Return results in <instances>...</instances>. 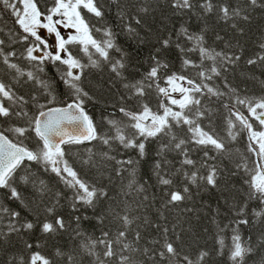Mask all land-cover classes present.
Here are the masks:
<instances>
[{"label": "snow or ice", "instance_id": "obj_1", "mask_svg": "<svg viewBox=\"0 0 264 264\" xmlns=\"http://www.w3.org/2000/svg\"><path fill=\"white\" fill-rule=\"evenodd\" d=\"M106 3L115 9V27L105 22ZM0 6L10 10L20 29L0 38V71L9 75L7 81L0 78V264H84V259L89 264H212L213 255H227L229 264H264V96H242L229 79L242 64L264 70V29L255 51L245 57V41L256 14H264V0H52L47 12L38 0H0ZM85 10L101 26L91 24ZM193 17L200 22L198 31L188 23ZM175 18L183 21L179 28ZM58 25L74 34L65 38ZM40 29L55 34V45ZM121 35L127 48L119 43ZM216 42L222 47H214ZM17 43L25 45L22 52L14 49ZM71 45L87 60L74 55ZM141 51L147 53L148 69L139 79L130 78ZM173 56L180 63L177 71H171ZM49 65L55 75L47 72ZM105 67L108 77L89 85L86 69L103 75ZM59 85L67 99H61ZM101 101L112 109L105 117L107 133L98 130L88 111L89 104ZM217 101L229 113L225 135L216 127L218 109L212 104ZM244 130L254 157L251 167L247 156L230 147ZM92 142L104 148H87L80 156V164L94 170L89 182L67 157L74 146ZM121 149L134 155L121 158ZM33 164L54 174L72 196L54 190ZM114 178L120 182L116 198L109 187ZM157 188L159 193L153 191ZM204 192H211L216 204L210 209L213 223L222 213L231 215L230 224L216 223L212 250L199 246L190 215L196 211L194 197ZM65 199L70 218L59 211ZM253 201L256 208L250 207ZM89 210L91 216L85 214ZM93 218L101 227L99 237L81 227ZM109 225L116 226L115 233ZM256 225L255 238L242 236V227ZM64 233L79 243L54 246L50 255L37 250L42 241Z\"/></svg>", "mask_w": 264, "mask_h": 264}, {"label": "trees", "instance_id": "obj_2", "mask_svg": "<svg viewBox=\"0 0 264 264\" xmlns=\"http://www.w3.org/2000/svg\"><path fill=\"white\" fill-rule=\"evenodd\" d=\"M103 2V0H102ZM38 6L41 8V10L47 12V10L52 6V0H38ZM106 18L105 22L112 25L115 27V9L114 7L108 5L106 3ZM0 12L4 13L3 19H0V27L4 28V32L0 33V38L3 39H8L7 37V32L9 30H12L13 32L20 31L19 25H16L13 23V17L10 15V10L3 9L2 6H0ZM86 19L90 21L91 24H95L98 27L101 26L95 17L92 16V14L87 13L86 10L84 11ZM180 23H183L182 20L179 18H175L173 20V24L176 28H179ZM191 29L193 31H198L199 30V24L200 22L197 20V18L193 17L191 20L188 21ZM219 27H223V25H219ZM261 29H264V14L257 13L256 14V19L253 21L252 25L250 26V31H249V39H246L245 45L247 48V52L245 54V57L248 55H251L256 47V40L258 37L261 35ZM99 37V33L96 34ZM119 43L123 47H128L127 42L125 41V37L121 35L119 37ZM209 43H213L211 40H209ZM214 47H222V45L219 44V42H216L213 44ZM14 49L17 50L18 52H22L24 50L25 45L23 43H17L14 46ZM71 51L73 52L74 55L81 57L83 60H87V57L83 56V53L79 50L78 46L71 45L69 46ZM130 51H134V49H130ZM147 53L145 51H141L137 53L138 58L134 59L132 62V67L129 68V73L130 78L132 76H135L137 79L140 78V75H142L144 72L147 71L148 69V64L146 62V57ZM192 58L195 60L197 59V55L195 53L191 54ZM172 60V68L171 71H177L180 69V63L175 57H170ZM15 62L19 63L22 67H24L26 70L29 68L28 62L23 60V59H16ZM4 68L3 65H0V69ZM103 75L101 74V70L97 69H86V74L88 76V84L89 85H96L98 81H102L103 79H106L109 75V69L107 67L103 68ZM195 70H192V73H194ZM47 72L50 75H55L54 68L52 65H49L47 68ZM0 78L5 79L6 81L9 80V75L6 71H0ZM229 79L231 83L234 86H237L241 92L240 94L242 96H254V97H260L264 96V85L261 84V81H264V70H261L260 68H255L252 69L246 64H242L237 67L234 73L229 74ZM119 87V84L117 83V88ZM64 87L63 85H59V92L61 94V99H67L63 95L64 93ZM225 102L235 104V99L234 98H225ZM151 103L155 107L156 106V96L155 93H153L151 97ZM213 108L218 109L216 111V127L217 131L221 135H225V118L229 115L228 110L223 108L222 103L217 101L212 104ZM236 108L239 109V111L243 112L245 115H249L247 112V108L243 105H238L236 104ZM88 111L89 113L93 116L95 122L99 126V131L102 133H107L108 132V125L105 120V117L109 116L111 113L112 109L110 106H106L103 101H101L98 104H89L88 105ZM116 118H123L121 114L118 112L116 113ZM238 124V122H237ZM6 126V125H5ZM239 126V125H238ZM30 143L34 146L35 141L32 140ZM247 144H248V139H247V131L244 130L240 133L238 136L237 140L234 142H230V147L235 151L236 149H239V152L242 153L244 156L248 157V163L249 166L252 165V160L254 157L252 156L251 153L247 151ZM156 147L155 144L151 145L150 148L154 149ZM87 148H92L94 151H100L104 148L103 145H101L98 142H92L91 144H84L80 146H74L67 157L69 159V163L78 171V173L81 175V177L89 182H91L94 179V170H89L87 167L83 166L80 164V156L86 155V149ZM121 158L127 157V156H132L134 155L132 150H123L121 149ZM225 164L228 166H234L230 161L225 160ZM178 166V164H177ZM32 170L38 171V174L42 176L45 180L49 182V184L54 188V190L62 191L65 195V197H71L72 196V190L65 187L59 180L54 176L52 173H44L42 170H39V166L33 164L32 165ZM143 168L141 169V174H143ZM246 178V176L244 177ZM119 181H117L115 178L113 179V183L109 185L112 191V196L114 198L117 197V193L119 190ZM126 183V181H125ZM237 187H241V184L238 182ZM153 191L159 193V189H153ZM194 202L196 205V211L194 213H191L193 217V224L197 225L196 231L200 235V239L198 241L199 246L202 247H207L209 250H212L217 247V238H218V233L219 229L216 226V223H219L221 226L225 224H230L231 223V215L228 213H222L221 216L217 217L216 223H213L211 220L212 213L210 209H214L216 207V204L214 203V198L213 194L211 192H204L201 193L199 196L194 197ZM70 203V200H62V204L65 205L61 209H59L60 213L65 215L66 218H70L71 213L70 208L67 207V204ZM193 202H188L187 206H192ZM206 205V206H203ZM11 207L17 208L19 210L17 204H12ZM156 207H159V203L157 202ZM250 207L256 208L257 207V202L253 201L250 204ZM86 215L91 216L92 212L89 210ZM153 216V219H155L154 215V209L150 213ZM199 216L200 219L197 221L195 219L196 216ZM73 227L75 225L73 224ZM82 229L87 232L89 235H92L94 237H99L101 234V227L97 226V223L95 219L93 218L90 221H84V223L81 225ZM111 228V231L115 233L116 231V226L109 225ZM259 228V225H256L254 228H247V227H242L241 228V234L242 236H253L255 238L256 235V229ZM204 229H207V231H204ZM225 237V243L230 244V235L231 231L230 229H226L225 232L223 233ZM32 239H36L35 236L32 237ZM42 248L37 249V250H42L46 254H51L52 251L54 250V246H61V247H66L70 248L73 247L75 244L79 243V240H73L70 239L67 233L61 234L59 237H56L54 240H48V241H42ZM185 251H188V249H185ZM84 264H89V261L87 259H84ZM212 264H229L227 255L224 256H216L213 255L212 258Z\"/></svg>", "mask_w": 264, "mask_h": 264}, {"label": "rangeland", "instance_id": "obj_3", "mask_svg": "<svg viewBox=\"0 0 264 264\" xmlns=\"http://www.w3.org/2000/svg\"><path fill=\"white\" fill-rule=\"evenodd\" d=\"M58 28L60 29L61 34L65 36V38H67L69 34H74V29H65L62 25H58ZM41 30H43L45 33L43 34ZM39 31L43 38H45L49 42L50 46H52L56 42L54 33H48L46 29H40Z\"/></svg>", "mask_w": 264, "mask_h": 264}]
</instances>
